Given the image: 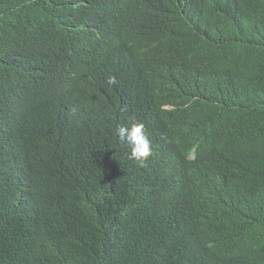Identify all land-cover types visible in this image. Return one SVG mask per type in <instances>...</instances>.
Masks as SVG:
<instances>
[{
  "label": "trees",
  "instance_id": "trees-1",
  "mask_svg": "<svg viewBox=\"0 0 264 264\" xmlns=\"http://www.w3.org/2000/svg\"><path fill=\"white\" fill-rule=\"evenodd\" d=\"M120 1L0 0V92L12 79L32 106L14 133L30 164L0 143V264H177L165 245L181 264H237L223 250L247 241L241 264H264V0ZM144 7V34L168 38L152 65L75 50L90 32L132 31ZM190 45L203 59L186 83L173 70ZM68 59L96 66L81 78L108 102L86 122L80 102L41 90ZM132 120L152 144L143 167L114 134ZM222 223L201 243L198 225Z\"/></svg>",
  "mask_w": 264,
  "mask_h": 264
},
{
  "label": "clouds",
  "instance_id": "clouds-1",
  "mask_svg": "<svg viewBox=\"0 0 264 264\" xmlns=\"http://www.w3.org/2000/svg\"><path fill=\"white\" fill-rule=\"evenodd\" d=\"M78 4H89L94 0H75ZM105 2L112 8L118 7L123 4L120 0H98ZM132 3H143L140 0H129ZM143 18L139 24L129 31L124 28H115L107 32H90L81 36L79 44L76 47L77 53L85 59H95L101 62L111 58L116 51L121 57V60L115 61L113 67L121 66L125 63L132 62L138 66H150L154 63L158 54L167 47L168 38L166 32L159 38L151 39L144 34V27L147 21V13L145 7L140 11ZM150 23L156 25L157 31H163L164 28L161 23H157L153 19V12L150 15ZM31 37L33 32H23L22 36ZM130 52L127 54V49ZM200 54H195L192 45L184 48L176 59L173 74L176 80L189 83L195 75L199 63L203 59ZM205 58V57H204ZM12 59L8 60L11 61ZM96 70V66L86 61L80 62L74 59L65 60L61 69L57 71V78L59 80L53 87H41L43 92L47 91H62L63 94L73 98L76 105L80 102L83 108V120L87 121L84 117L85 112L90 107L97 108L108 104L103 99H98L90 92L89 87L81 78L83 73H91ZM118 83L115 76H108L107 84L109 86ZM37 86V84H36ZM10 92H0L3 97L0 102V143L4 149L27 164H30L27 155L20 156L18 148L15 143L14 133L17 132V122L32 106L24 103L25 95L12 87V79L10 81ZM171 92V91H170ZM169 93V92H167ZM174 93V92H173ZM179 93V92H178ZM99 102V103H96ZM167 107V106H165ZM15 108V109H12ZM168 108V107H167ZM73 113L77 109H72ZM121 116L125 117L127 114H122L117 111ZM115 113V112H114ZM117 114V113H115ZM118 115V114H117ZM115 138L123 144L126 149L127 159L134 161L138 166H145L148 158L152 155V144L147 130L143 123L137 120H132L125 124L117 125L115 128ZM81 143L78 147H81ZM200 240L206 236H214L218 232L225 229L224 223L222 224H209L207 226L198 225ZM172 255V261L181 264V259L177 258L175 250L170 249L169 245H165ZM201 247V246H200ZM223 256L229 257L237 264L246 263L253 257V251L249 248L248 241L242 245L237 243L228 245L223 250Z\"/></svg>",
  "mask_w": 264,
  "mask_h": 264
}]
</instances>
